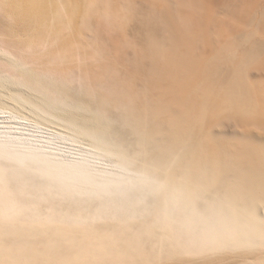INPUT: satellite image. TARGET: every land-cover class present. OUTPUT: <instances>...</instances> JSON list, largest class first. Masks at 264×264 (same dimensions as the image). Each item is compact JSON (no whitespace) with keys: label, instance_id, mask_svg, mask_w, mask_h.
Returning <instances> with one entry per match:
<instances>
[{"label":"bare ground","instance_id":"bare-ground-1","mask_svg":"<svg viewBox=\"0 0 264 264\" xmlns=\"http://www.w3.org/2000/svg\"><path fill=\"white\" fill-rule=\"evenodd\" d=\"M3 85L117 166L0 126V264H264V0H0Z\"/></svg>","mask_w":264,"mask_h":264},{"label":"rangeland","instance_id":"rangeland-1","mask_svg":"<svg viewBox=\"0 0 264 264\" xmlns=\"http://www.w3.org/2000/svg\"><path fill=\"white\" fill-rule=\"evenodd\" d=\"M112 34L113 33H105L99 30L97 35L99 39L103 40L110 38ZM104 58L105 57L103 56L98 57L97 62L95 63V65H97L98 62L100 63L97 66L98 70L101 69ZM0 94L5 95L0 101V126H8L9 128L12 126L14 127V130H17L18 132H27V134L33 133L37 138H39V136L40 138L51 137V142L54 144V147L60 151V154H63L70 159L90 158L97 163L98 167L107 171H113L112 173H114L117 165H115L116 163L113 158L103 153L101 150L92 147L91 141L84 135V133L77 132V134L75 133L76 131L73 133L71 131L73 129H69V127H67L68 125L57 113H52V115L46 116L41 111L35 110L32 105L12 103V101L7 99L8 96L16 95L20 98H26L25 90L3 85V88L0 89ZM37 126H39V128L35 129L34 127ZM29 137L33 138L32 136ZM261 249L264 248L256 250ZM242 252V250H234L226 253V256L232 257V259L229 258L226 262L224 261V263L237 261L239 259L237 255Z\"/></svg>","mask_w":264,"mask_h":264}]
</instances>
